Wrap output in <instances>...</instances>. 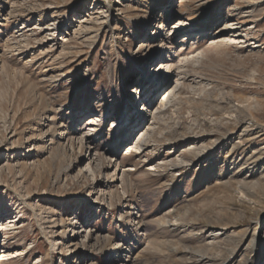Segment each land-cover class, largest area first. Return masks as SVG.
Returning a JSON list of instances; mask_svg holds the SVG:
<instances>
[{
  "label": "rangeland",
  "instance_id": "1",
  "mask_svg": "<svg viewBox=\"0 0 264 264\" xmlns=\"http://www.w3.org/2000/svg\"><path fill=\"white\" fill-rule=\"evenodd\" d=\"M95 2L105 28L44 42L41 29L87 18ZM176 22L203 31L171 37ZM149 106L146 150L125 154L120 139ZM91 116L95 180L77 131ZM1 213L14 223L0 264H104L117 245L134 264H264V0H0ZM76 222L107 236L101 251L71 253Z\"/></svg>",
  "mask_w": 264,
  "mask_h": 264
},
{
  "label": "bare ground",
  "instance_id": "2",
  "mask_svg": "<svg viewBox=\"0 0 264 264\" xmlns=\"http://www.w3.org/2000/svg\"><path fill=\"white\" fill-rule=\"evenodd\" d=\"M116 4L119 6L120 5L123 6L121 3H116ZM90 10L91 11L89 12L87 18L83 17V18L77 19V20L72 19L73 22H71V23L67 22L66 24H65V22H63L61 25H59V24L56 25L54 23V24H50L46 28L41 29L40 33H42V35H43L44 42L47 43V45H49V47H53V49L54 48L56 49L57 47L62 46L63 45L62 43L68 42L77 33L79 34L80 32L88 31L86 33V36L92 35L94 32V31H92L93 30L92 24H96L99 29L105 28L106 27L105 24L110 19V14L108 13V11L104 12L102 7L100 6V4L97 2H95L93 4V6ZM114 10L118 11L119 8H115ZM66 25L69 29L66 30L65 36L59 37V35L62 33V29ZM226 25H228V24H226ZM229 28H230V32L232 33L231 36L233 38H238V32H239L241 27H235L233 25H230ZM202 31L203 30H201V29L196 30L188 24H182L180 22H176L170 26L169 36H171V37L184 36V38H189V37H193L197 34L202 33ZM158 58H159V55L157 53L155 54V56L153 54L152 57L149 59V61L144 66L141 67V70L139 72H141V74H142L141 77L145 76L146 81H148L150 79V73L153 70L152 68L155 66V64L158 63ZM156 65L159 66V63ZM168 82H170V80H168V79L159 80V81L156 80L154 82L157 85L155 87V90L158 89V92H159V90L164 88V86H166L168 84ZM172 82H173V84H172ZM176 83H177L176 79L171 80V86L166 88L165 91H163L161 93V95L159 97V104H162L165 101L167 102V101L171 100V98H172V96L176 90V85H175ZM157 112H158V109H154L153 106H149L147 109H143V111H142L143 117L141 119V122H137L135 126H131V127L129 126L128 127V129L125 133V137H123V139H120L121 143L123 142L127 146L125 148V151H124L125 154H129L134 149H136L137 153H139V154L146 150L145 145L142 143L144 142L146 136L148 135L147 134L148 133L147 132V125L149 124V121L147 122V119L148 118L150 119ZM114 121L115 120H112L110 122V124L108 125V127L113 128L116 131L120 128L122 121H120L119 123L114 122ZM98 122H99L98 116H91V117H88L86 119L83 128L77 129L79 134H81V136L84 140V143L86 144L85 145L86 146V154L83 156V162L85 161L86 163L83 166V170H84V172L87 173V175L92 180L93 179L95 180L97 178V173H98V169H99L98 164H99V162H101V158H99L97 156L98 150L95 147V145L92 144L93 142H91L93 137H95L98 134ZM141 123H142V125H141ZM136 129H138V130L136 132L135 137L132 139L131 133ZM229 137H230L229 135H227V137L222 136V138L219 141H214L215 146L216 147L224 146L223 144H226ZM99 142H101V141H99ZM204 153H205V151L203 149H198L196 157L199 158V156H202ZM110 161L112 162V160H110ZM4 165H7V164L5 163ZM131 170H133V169H131V168L130 169H124L123 171L119 170V172L117 173V174H119V176L117 175V178L115 177L114 181L123 184L122 178H124L123 177L124 173L130 172ZM93 204H99V203L94 201ZM122 213H123V215H125L127 213L126 207L123 208ZM135 219H137V216ZM13 223L14 222H12L9 218L4 216L3 213H1V215H0V232L2 230L9 229L10 224H13ZM71 227H72L71 228L72 235L70 236L69 246L70 247L74 246V249L71 251V253H73V254H78L79 251H82L84 253L88 252L90 247H92L93 250L101 251L102 250L101 249L102 242L107 241V236H105L104 234L100 235L94 229L92 230L91 225L85 227L84 225L76 222V223L71 224ZM220 234L221 233L217 232L216 230H210L209 231V235L214 236V235H220ZM92 238L94 240V243L86 246L87 248H83L82 246L78 247V245L80 244V242L82 240L86 239L89 243V241ZM125 250H126V248L124 246H119V245L111 248L109 254L106 256L104 264H134V261H135L134 257H125L126 258L125 260H120L121 259V253L125 252ZM5 253L6 252H2L0 255L1 261H2V259H5L6 258L5 256L8 254V253H6V255H5ZM21 254L15 253L12 255V257H17L19 255L21 256Z\"/></svg>",
  "mask_w": 264,
  "mask_h": 264
}]
</instances>
